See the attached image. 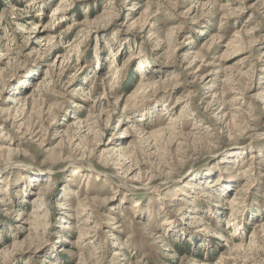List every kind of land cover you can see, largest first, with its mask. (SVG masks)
<instances>
[{"label": "rangeland", "instance_id": "374dc122", "mask_svg": "<svg viewBox=\"0 0 264 264\" xmlns=\"http://www.w3.org/2000/svg\"><path fill=\"white\" fill-rule=\"evenodd\" d=\"M263 221L264 0H0V264H264Z\"/></svg>", "mask_w": 264, "mask_h": 264}, {"label": "bare ground", "instance_id": "6f19581e", "mask_svg": "<svg viewBox=\"0 0 264 264\" xmlns=\"http://www.w3.org/2000/svg\"><path fill=\"white\" fill-rule=\"evenodd\" d=\"M74 24H76V23H74ZM74 26H76V25H74ZM73 28V27H72ZM182 115V114H181ZM180 117V116H179ZM127 181V180H126ZM235 198H237V196H235ZM40 197L38 198V197H35L34 199H33V201H32V203L33 204H35V205H38V204H40L39 202H40ZM39 206V205H38ZM233 215H235V209H232V211H231V213H230V216L232 217ZM201 220H203L204 221V218H201ZM263 225H264V221H263V223H262ZM25 226V225H24Z\"/></svg>", "mask_w": 264, "mask_h": 264}]
</instances>
